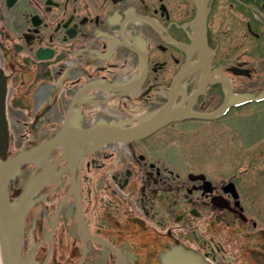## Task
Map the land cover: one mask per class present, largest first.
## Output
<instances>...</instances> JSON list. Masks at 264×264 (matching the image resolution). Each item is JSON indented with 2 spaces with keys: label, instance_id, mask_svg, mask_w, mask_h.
I'll return each mask as SVG.
<instances>
[{
  "label": "flooded vegetation",
  "instance_id": "flooded-vegetation-1",
  "mask_svg": "<svg viewBox=\"0 0 264 264\" xmlns=\"http://www.w3.org/2000/svg\"><path fill=\"white\" fill-rule=\"evenodd\" d=\"M260 67L264 0H0L2 172L22 260L167 264L189 250L264 264L262 179L232 174L217 140L264 102Z\"/></svg>",
  "mask_w": 264,
  "mask_h": 264
},
{
  "label": "rangeland",
  "instance_id": "rangeland-1",
  "mask_svg": "<svg viewBox=\"0 0 264 264\" xmlns=\"http://www.w3.org/2000/svg\"><path fill=\"white\" fill-rule=\"evenodd\" d=\"M254 46V42L250 40L247 56L256 65L259 54L253 49ZM235 55L236 53L234 57ZM256 78L257 80H254L251 84L252 94L260 95L264 93V69L262 67H260ZM232 119V130L217 138L220 142L229 143L228 146L231 149L229 157L233 161L230 169L231 173H244L245 184L250 187L258 184L259 179H262L264 187V159L259 162L255 160L254 165H251L249 161L250 158L257 157L258 152L264 147V102L248 105L241 114H234ZM0 264H2L1 257Z\"/></svg>",
  "mask_w": 264,
  "mask_h": 264
},
{
  "label": "water",
  "instance_id": "water-1",
  "mask_svg": "<svg viewBox=\"0 0 264 264\" xmlns=\"http://www.w3.org/2000/svg\"><path fill=\"white\" fill-rule=\"evenodd\" d=\"M203 42L206 41V33H202ZM89 133L88 135H91ZM140 133L137 132V135ZM96 137V135H94ZM103 140H129L132 138V132L105 131L99 135ZM2 140L0 137V254L2 264H26L21 260V241L23 232V212L16 209L11 215L6 210V182L8 174H3V153ZM2 154V155H1ZM20 155L11 160L14 167L21 160ZM170 264H209L199 255L191 252L180 250L176 258L170 260Z\"/></svg>",
  "mask_w": 264,
  "mask_h": 264
}]
</instances>
